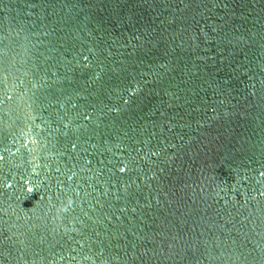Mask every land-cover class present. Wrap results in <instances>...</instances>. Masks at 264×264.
Here are the masks:
<instances>
[{"label": "water", "instance_id": "water-1", "mask_svg": "<svg viewBox=\"0 0 264 264\" xmlns=\"http://www.w3.org/2000/svg\"><path fill=\"white\" fill-rule=\"evenodd\" d=\"M0 264H264V0H0Z\"/></svg>", "mask_w": 264, "mask_h": 264}]
</instances>
